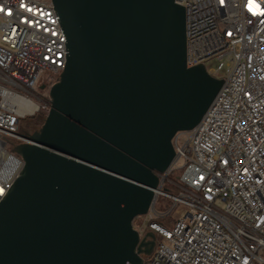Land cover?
Listing matches in <instances>:
<instances>
[{
  "label": "water",
  "instance_id": "95a60500",
  "mask_svg": "<svg viewBox=\"0 0 264 264\" xmlns=\"http://www.w3.org/2000/svg\"><path fill=\"white\" fill-rule=\"evenodd\" d=\"M66 65L24 166L0 201V264H143L146 216L224 79L187 68L175 0H52ZM44 89V87H42Z\"/></svg>",
  "mask_w": 264,
  "mask_h": 264
},
{
  "label": "built area",
  "instance_id": "2783aa9c",
  "mask_svg": "<svg viewBox=\"0 0 264 264\" xmlns=\"http://www.w3.org/2000/svg\"><path fill=\"white\" fill-rule=\"evenodd\" d=\"M175 2L185 7L187 68L216 60L206 70L225 81L200 123L174 138L173 165L134 227L156 235L143 264H264V0ZM54 8L0 0V201L24 166L11 147L34 143L20 124L49 113L48 76L66 65ZM177 170L176 191L165 190ZM159 197L171 201L167 210Z\"/></svg>",
  "mask_w": 264,
  "mask_h": 264
},
{
  "label": "rangeland",
  "instance_id": "374dc122",
  "mask_svg": "<svg viewBox=\"0 0 264 264\" xmlns=\"http://www.w3.org/2000/svg\"><path fill=\"white\" fill-rule=\"evenodd\" d=\"M216 66H217L216 60H211V61L207 62V64H206L207 69L215 68ZM55 80H56L55 82H57L59 80V77H56ZM49 83H47V85ZM45 94L47 95V93H45ZM47 115L48 114H46L44 112H40L33 117H28V118L24 119L20 124V132L32 135L35 132L39 131L41 129V127L43 126ZM16 146H18V145L16 144V142H14V145L11 147L12 150ZM180 174H181V171H179V170L175 171L173 174L170 175L166 184H171V182H173L174 179L178 178L180 176ZM144 218H145V216H141V217L136 218L134 220V227L138 228L139 226H141L142 223L144 222Z\"/></svg>",
  "mask_w": 264,
  "mask_h": 264
},
{
  "label": "trees",
  "instance_id": "16d2710c",
  "mask_svg": "<svg viewBox=\"0 0 264 264\" xmlns=\"http://www.w3.org/2000/svg\"><path fill=\"white\" fill-rule=\"evenodd\" d=\"M56 77L57 76H48V78L50 79L49 80L50 83L47 85L48 88H50L51 85L56 81L55 80ZM178 178L174 179L173 183H177L178 182ZM164 188H165V190L169 189V190H172V191H176L175 186H173L172 184H165ZM170 204H171L170 200H168V199H166L164 197H159L158 202H157V209L160 210V211H165V210H167L169 208ZM157 222L162 224V220H160V219H158Z\"/></svg>",
  "mask_w": 264,
  "mask_h": 264
},
{
  "label": "flooded vegetation",
  "instance_id": "af4514ba",
  "mask_svg": "<svg viewBox=\"0 0 264 264\" xmlns=\"http://www.w3.org/2000/svg\"><path fill=\"white\" fill-rule=\"evenodd\" d=\"M156 244H157V241L154 242V249H155V247H156ZM153 251H154V250H153Z\"/></svg>",
  "mask_w": 264,
  "mask_h": 264
},
{
  "label": "bare ground",
  "instance_id": "6f19581e",
  "mask_svg": "<svg viewBox=\"0 0 264 264\" xmlns=\"http://www.w3.org/2000/svg\"><path fill=\"white\" fill-rule=\"evenodd\" d=\"M3 193V190L0 188V194H2Z\"/></svg>",
  "mask_w": 264,
  "mask_h": 264
}]
</instances>
